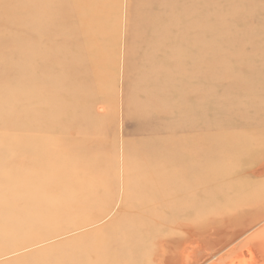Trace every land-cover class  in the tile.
Masks as SVG:
<instances>
[{"label":"rangeland","instance_id":"obj_1","mask_svg":"<svg viewBox=\"0 0 264 264\" xmlns=\"http://www.w3.org/2000/svg\"><path fill=\"white\" fill-rule=\"evenodd\" d=\"M252 193L264 0H0V264H144Z\"/></svg>","mask_w":264,"mask_h":264},{"label":"bare ground","instance_id":"obj_2","mask_svg":"<svg viewBox=\"0 0 264 264\" xmlns=\"http://www.w3.org/2000/svg\"><path fill=\"white\" fill-rule=\"evenodd\" d=\"M244 195L233 213L213 210L196 216L178 214L182 215V220H169V227L165 228V232L159 230L151 233L153 239L149 238L151 234L147 237L151 251L144 255V264H201L206 261L246 229L264 220V193H252L248 197ZM245 200L250 202L245 203ZM252 211L257 212L256 218H249ZM191 217L194 218L193 221L185 222ZM183 228L191 234L185 239H179L178 231ZM104 244L100 243L97 251H103ZM226 251L228 253L222 254L224 256L220 260L217 259V264H264V231L240 243L231 251ZM110 260L111 262L105 261L103 264H121L117 257Z\"/></svg>","mask_w":264,"mask_h":264}]
</instances>
